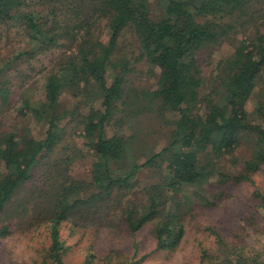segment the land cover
I'll return each mask as SVG.
<instances>
[{"label": "trees", "instance_id": "16d2710c", "mask_svg": "<svg viewBox=\"0 0 264 264\" xmlns=\"http://www.w3.org/2000/svg\"><path fill=\"white\" fill-rule=\"evenodd\" d=\"M260 1L156 0L153 7L151 0H0V40L15 29L27 44L0 66V107L9 102L11 63L59 51L44 98H23L19 108L46 125L44 137L0 126V237L23 223L46 222L49 244L38 251L40 264H64L68 246L59 233L64 221L128 232L133 238L129 264L141 259H135L140 249L136 235L145 227L154 240L153 252H174L184 235L183 220L195 204L219 207L264 165V85L259 84L264 12L255 8ZM103 28L110 33L107 43L100 39ZM126 33L136 45L133 59L116 51ZM224 42L231 53L211 62L212 52ZM139 61L157 74L156 88L127 92L130 65ZM65 92L74 98L69 107L61 106ZM139 99L146 104L138 107L155 109L170 126L166 143L148 153L136 148L134 134L123 132L129 115L141 111L131 108ZM77 127L95 159L83 179L67 170L76 156L72 138ZM244 140L249 157L237 171L222 170L225 157L239 160L234 153ZM142 172L154 180L140 186ZM211 179L214 190L206 187ZM34 182L35 197L19 199ZM253 195L263 208L264 196L257 189ZM31 200L40 201L34 214ZM212 229L215 247L200 246L199 264H259L246 255V246Z\"/></svg>", "mask_w": 264, "mask_h": 264}, {"label": "rangeland", "instance_id": "374dc122", "mask_svg": "<svg viewBox=\"0 0 264 264\" xmlns=\"http://www.w3.org/2000/svg\"><path fill=\"white\" fill-rule=\"evenodd\" d=\"M151 3L154 7L156 0H151ZM255 8L264 12V0H261L260 3L257 2ZM12 30V32H6L0 40V66L5 63L6 58L12 57L20 48L27 47L26 42L18 37L17 31ZM109 36V30L103 28L100 39L107 43ZM116 51L120 55H131L132 59L136 56V45L130 33L119 38ZM231 51L232 47L224 42L212 52L210 59L209 55L204 53V61L209 59L211 62H215L217 58L226 56ZM58 52L57 49H51L46 54L30 58L29 61L11 63L7 68V75L11 79L9 102L4 107H0V122L3 123L0 126L6 131L11 129L22 132L25 128L29 129L31 135L36 139L44 137L46 125L35 120L31 114L22 115L19 108L23 98L30 101L44 98L45 82ZM130 67L132 70L127 75V92L136 91V89L140 92L144 89L154 90L156 88L158 76L151 71L148 64L139 61L132 63ZM203 68L205 72H209L211 67L203 65ZM259 84L264 85V69ZM139 100L131 108L142 112L134 111L131 116L129 115L123 132L126 135L134 134L137 139L136 148L148 153L151 150H157L166 143L170 126H165L163 120L155 113V109L143 110L138 107L146 104L145 99ZM73 102L74 98L68 92L62 94V107H69ZM254 102L253 97L247 101L248 110L253 109ZM120 115V113L116 114L115 118ZM166 115L168 116V114ZM257 121L259 120L257 119ZM80 130L77 127V133L72 138L76 147V156H73L74 159L70 160L67 168L68 173L76 179L87 178L91 164L95 160L91 150L84 144L83 138L78 135ZM108 130L112 132L111 124L108 126ZM66 141H68L67 136L64 139V142ZM249 154L250 145L244 140L234 153V156L239 160L232 163L229 158L225 157L221 163L222 170L237 171L241 167V161L248 158ZM54 157L52 156L51 159L53 160ZM51 159L50 161H52ZM146 171L144 169L143 172ZM1 172H4V167L0 161ZM153 180V176L150 174L146 176L143 173L140 175L139 183L140 186H145ZM214 181L215 179H211L210 183L206 185L209 190L216 188ZM36 183L27 186L18 198L20 199L24 195L30 199L34 198L35 196L32 195L36 191L34 186ZM234 189V194L231 197L213 209L201 208L194 202L195 207L183 220L185 231L182 241L172 253L152 251L154 240L150 235L149 227L137 232L136 240L139 242L140 249L135 255V259L140 257L141 259L135 264H199L200 246L209 249L215 247L214 236L210 234L212 228L223 237L230 239V243L246 246V255L254 256L259 264H264V207L262 208L258 199L253 195L254 190L257 189L264 196V165L253 174L250 182H244ZM39 203L40 201L31 200L29 204L31 214L36 212V205ZM59 233L61 240L68 246L63 257L64 264H129L133 255V238L121 228L96 230L89 225L86 227L74 226L70 221H64L59 227ZM48 244L49 233L46 222L32 226L23 223L22 227L10 235L0 237V264H40L38 251L47 247ZM89 254L92 257L86 260Z\"/></svg>", "mask_w": 264, "mask_h": 264}]
</instances>
